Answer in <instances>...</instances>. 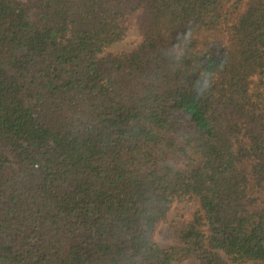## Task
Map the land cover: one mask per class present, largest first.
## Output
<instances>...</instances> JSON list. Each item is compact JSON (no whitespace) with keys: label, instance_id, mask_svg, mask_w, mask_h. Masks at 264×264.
Returning a JSON list of instances; mask_svg holds the SVG:
<instances>
[{"label":"trees","instance_id":"obj_1","mask_svg":"<svg viewBox=\"0 0 264 264\" xmlns=\"http://www.w3.org/2000/svg\"><path fill=\"white\" fill-rule=\"evenodd\" d=\"M189 258L264 264V0H0V264Z\"/></svg>","mask_w":264,"mask_h":264},{"label":"rangeland","instance_id":"obj_2","mask_svg":"<svg viewBox=\"0 0 264 264\" xmlns=\"http://www.w3.org/2000/svg\"><path fill=\"white\" fill-rule=\"evenodd\" d=\"M129 27L127 32L125 33L124 37L122 40L115 45L110 52L113 53H119V52H129L132 51L133 49L137 48L141 42V36L136 28V23H135V18L132 16L129 18ZM184 213V207L180 204L174 205L170 214V219L171 220H178L181 214ZM162 230L166 229V225L161 226ZM156 242L161 246V247H169L170 243H165L162 241L161 236H156L155 237ZM181 264H197L196 261L193 258H189L185 261H183ZM247 264H254V263H247Z\"/></svg>","mask_w":264,"mask_h":264}]
</instances>
